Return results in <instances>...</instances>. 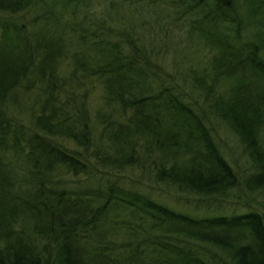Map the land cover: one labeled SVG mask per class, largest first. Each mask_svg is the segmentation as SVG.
<instances>
[{"label": "trees", "instance_id": "obj_1", "mask_svg": "<svg viewBox=\"0 0 264 264\" xmlns=\"http://www.w3.org/2000/svg\"><path fill=\"white\" fill-rule=\"evenodd\" d=\"M35 3L0 0V264H264V207L244 196L264 200V0H243L242 12L236 0L164 2L172 25L209 46L212 80L195 73L193 83L244 144L252 169L243 175L182 78L181 88L156 60L176 43L169 30L156 44L134 21L115 31L110 10L126 0H111L101 19L88 12L92 0H45L29 21L14 17ZM218 81L227 86L214 96ZM94 88L96 136L86 106ZM141 150L156 152L150 167ZM134 164L152 181L249 206L176 209L121 181Z\"/></svg>", "mask_w": 264, "mask_h": 264}, {"label": "rangeland", "instance_id": "obj_2", "mask_svg": "<svg viewBox=\"0 0 264 264\" xmlns=\"http://www.w3.org/2000/svg\"><path fill=\"white\" fill-rule=\"evenodd\" d=\"M45 0H37V3L33 4L30 9L14 14L18 21L27 22L32 16L39 12V5ZM115 2V0H112ZM127 1L131 2L127 4ZM168 0H146L145 2L126 0V3L119 6L118 8L112 9L111 21L113 29H121L125 27L130 22H136L135 29L140 30L143 34L144 42H147L149 38L152 40V44H156L160 40V36H164L163 30H169L168 36L170 39L176 41L173 46L165 48L167 51V58L163 59L160 55L156 57V60L161 64L162 69L168 72H175L176 79L180 81L179 86L183 87L188 93V97H191L195 106L202 108L204 112V121L208 125L213 139L215 140L218 148L224 157L232 164L239 175H243L247 171L252 169L251 161L247 157L246 152L243 149L244 144L242 143L240 137L235 133L226 119L219 115L216 111L212 109V106L206 98V91L204 85L201 87L193 83V74L204 75L205 84L210 83L212 80L211 67L208 61L210 54L209 46L205 45L201 39L194 35L185 37V26H182L181 22L172 25L173 9L170 4H164ZM111 0H92V5L89 7L88 12L94 13L93 17H104L108 8L110 9ZM239 11H243V0H236ZM175 4V2H172ZM137 8V9H136ZM13 16V15H12ZM11 16V17H12ZM64 19L68 20L69 16L65 14ZM96 19V18H95ZM183 22V21H182ZM146 28V29H145ZM144 29V30H142ZM154 46V45H153ZM63 69L65 68L62 67ZM193 79V80H192ZM226 83L223 81H218L214 86V96L220 94L219 92L225 91ZM100 102V90L99 88H94L88 93L86 98V106L88 108V119L90 122L91 132L96 136L99 132V125H97V120L95 117V111ZM259 135L264 141V125L259 131ZM56 138L61 141L66 147L75 149V143L66 138L63 135L57 134ZM145 151L141 150L140 155L143 162L146 163L147 167H150V158L152 159V154L155 155V151H152L148 157L145 156ZM139 166L134 164L131 166H126L123 170L117 174L124 184H133L146 192H150L161 198V200L167 202L169 205L175 207L176 209H181L184 211H191L197 214H230L233 212L243 211L245 208L242 200L235 199L229 195L226 196H205L203 194L191 192V191H181L176 185H170L166 182L152 181L147 174L144 173ZM256 197V202H261L257 204L258 209L264 207V200L256 192L245 194V198L248 199ZM232 197V198H231ZM254 207V206H250ZM20 221V220H19ZM31 231L26 228V232Z\"/></svg>", "mask_w": 264, "mask_h": 264}]
</instances>
